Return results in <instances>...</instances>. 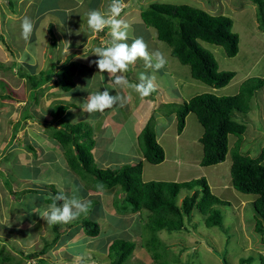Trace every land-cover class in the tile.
I'll return each instance as SVG.
<instances>
[{
    "label": "crops",
    "instance_id": "0c3cea01",
    "mask_svg": "<svg viewBox=\"0 0 264 264\" xmlns=\"http://www.w3.org/2000/svg\"><path fill=\"white\" fill-rule=\"evenodd\" d=\"M134 1L123 0L124 9L127 6L129 9L118 17L132 26L134 18L139 15ZM111 3L112 0H94L89 5L86 0H0V6L6 7V10H0V13L4 14V18L0 20V28L5 32L0 34V40L2 36L8 44V39L14 38L17 40L14 49L18 52L9 58L2 56L4 59L0 58V69L7 67V62L11 65V77L21 81L14 91L25 99L17 100L19 102L14 100L16 98L8 99L12 104L10 107L9 103L3 106L4 102L0 106V264H111L108 252L110 244L115 240L113 231L118 233L121 231L128 237L135 236L134 224L139 225L143 216L148 219L150 215L143 213L146 210L138 213H119L117 206L120 204L117 203L116 196L123 197V194L116 188L113 197L107 195L109 190L86 189L85 184L69 169L62 148L51 137L52 130L59 128L57 124L59 119L61 121L64 118L75 119L76 123L89 121L95 141L91 153L98 169H115L124 164L141 162L144 182H178V173H181L178 167L182 160L178 155L180 148L183 146L190 150L189 144H198L202 135L189 130L192 118L199 123L194 114L189 113L186 116L184 129L178 134L176 114L163 111V105L183 104L192 98V95L183 97L181 85L180 88L177 87L175 73L151 72V76H155L156 90L148 97H142L139 93L132 95L131 91L134 92V88L114 85L107 73L103 75L99 72L95 64L99 57L93 52L97 47L110 45V29L93 32L84 19L86 13L95 8L107 15ZM35 4L41 5L40 11L32 10ZM8 10L12 13L10 14ZM7 16H11L14 20L12 22L17 23L12 28L19 30L22 19L25 17L31 19L34 27L29 41H24L21 34L13 31L15 34L9 33L3 27L7 23L5 21ZM50 31L56 38V45L51 39ZM153 33L157 39L156 31ZM150 42L153 43V39ZM2 48L0 45V51H3ZM8 50L13 52L10 47ZM66 63L77 64L73 77L74 87L67 92L61 89L57 78V72H60V67ZM15 64L28 75H20ZM138 64L135 62L130 68L136 70ZM52 65H55L54 69ZM48 66L53 72L51 78L38 80L37 76L40 73L48 72ZM123 75L130 84L141 83L140 77H136V72H126ZM12 82L16 84L14 80ZM33 82L38 83L35 85ZM166 82L167 84L169 82L177 93L170 95L166 91L168 89ZM26 85L30 87L20 91V87ZM92 85L96 86L93 93L108 89L111 95L129 99L123 107L117 103L102 113L89 114L83 108ZM37 87L44 92L40 91L37 107L27 109L30 103L28 97L37 91ZM54 103H57L59 108L68 106L58 120L54 119L52 113L51 107ZM152 115L155 116L156 141L164 151V161L158 165L144 161L137 144L139 133ZM182 139L184 144L180 143ZM201 157L202 151L199 158L194 159L193 164L199 165ZM190 159L187 153L183 163H188ZM57 168H61L65 174L55 182L49 177ZM8 173L13 179H17L15 176L18 177L22 184L29 183L27 185L30 187L21 189L20 186L21 190L18 192L14 188L8 190ZM73 188L79 189L76 195L91 202L85 218L97 223L99 234L96 237L87 236L82 223L72 221L67 224H50L42 218L43 213L49 210L53 203V197L63 191L70 198L73 195ZM25 200H28L26 204L23 203ZM56 203L60 206L63 202ZM13 207L18 211L13 213ZM26 210L27 212H24ZM122 219L128 222V226L118 229V221Z\"/></svg>",
    "mask_w": 264,
    "mask_h": 264
},
{
    "label": "trees",
    "instance_id": "16d2710c",
    "mask_svg": "<svg viewBox=\"0 0 264 264\" xmlns=\"http://www.w3.org/2000/svg\"><path fill=\"white\" fill-rule=\"evenodd\" d=\"M255 5V19L258 30L264 34L263 0H252ZM141 19L147 27L156 31L157 39L170 47L171 56L182 65L188 66L192 79L214 89L224 88L234 77L232 71H218L217 63L211 53L202 49L198 41L219 46L228 58L238 53V35L232 32V20L224 15H211L200 9L187 5L154 3L143 9ZM51 39L56 38L50 31ZM52 44L54 47L55 45ZM77 64L66 63L60 67L61 89L65 92L74 87L73 77ZM41 73L42 78L49 79L53 72ZM47 73V72H46ZM45 77V78H43ZM37 85L38 82H33ZM264 89V77H250L244 80L238 93L232 96H216L211 93L196 95L183 104H167L162 108H172L177 116V133L184 129L185 118L189 113L196 116L203 128L199 139L202 146V157L199 165L211 167L225 161L229 151V137L238 140L231 151L230 180L233 189L244 195H253L252 207L257 215L254 231L264 235V150L258 158L241 155L240 139L245 126L236 121V114L247 115L257 91ZM154 92V91H153ZM152 92V93H153ZM151 93V94H152ZM68 107V106H66ZM66 107L52 109L54 119L58 120ZM169 112V113H171ZM51 132V137L62 148L64 159L69 169L85 184L86 189L93 191L113 190L123 194L118 211L138 213L149 212L146 228L150 233L148 249L156 260L162 255L157 251L165 246L158 240L157 233H181L187 231L186 222L191 219L193 209H197L203 218L205 228H223V217L217 206H230L220 200L208 186L205 178L191 179L182 182L142 180V163L124 164L115 169H98L93 161L92 149L95 141L91 129L76 123L62 126ZM155 116L152 115L137 137L138 148L144 161L158 165L164 161V151L157 143L154 133ZM181 190L190 191L177 204ZM81 214L74 222L82 223L87 236L99 234L97 223L87 220ZM227 233V232H226ZM56 241V240H55ZM135 249V244L125 240H114L109 246L108 257L111 264H123ZM8 260V258H7ZM253 257L242 258L239 264H250ZM159 264H168L160 261Z\"/></svg>",
    "mask_w": 264,
    "mask_h": 264
},
{
    "label": "rangeland",
    "instance_id": "374dc122",
    "mask_svg": "<svg viewBox=\"0 0 264 264\" xmlns=\"http://www.w3.org/2000/svg\"><path fill=\"white\" fill-rule=\"evenodd\" d=\"M93 1L94 0H86V3L89 5L90 2L92 3ZM154 3H164L178 6L187 5L205 11L211 15H224L232 20V32L237 34L239 39L238 53L235 57L228 58L225 55L223 49L219 46L210 45L200 40L198 41V44L202 49L213 55L218 66V71L234 72L235 75L228 85L221 89H214L192 79L190 76L189 67L182 65L177 59L171 56L170 47L166 43L154 38L153 32L155 30L152 27L143 25V21H141L142 19L140 18L142 10ZM134 4L138 8L139 15L134 18V26L131 25L128 34L130 41L127 40L126 42L130 45L132 43L131 40L137 37H142L145 43L148 45V50L150 52L160 51L163 53L167 61L166 65L163 67L164 69L161 68L158 71H154L151 68H147L145 66V62L142 59H138L136 61L139 63L137 69L134 70L130 68L128 71L136 72V77H140L141 74L151 76V72H173L175 73V77L178 80L177 87L180 88L179 86L181 85L183 97H191V95L194 97L202 93H211L216 96H232L238 93L241 83L247 78L264 77V34L258 30V25L255 19V5L253 4L252 0H135ZM41 8V5L38 6V4H35L32 10L40 11ZM128 9V6L125 7L123 10L124 12L122 11L123 14L126 13ZM0 10H6V7L0 6ZM94 10H98V8H95ZM8 12L10 14L12 13L10 10H8ZM15 15L18 17L17 12H15ZM3 18L4 14L0 13V20ZM87 19L88 13H86L84 19L86 24H88ZM12 20L13 18L11 16H7L5 18L7 23L3 25V27L11 34H21V30L12 28V26L17 24L12 22ZM22 21L23 19L21 22ZM0 30L1 35L2 33H5L3 31L4 29L0 28ZM12 31L15 33H12ZM150 38L153 39V43L150 42ZM16 42L17 40L14 38H9L7 44V42L3 40L1 36L0 45L3 47L1 49L3 51H0V58H2V56H7L9 58L12 57V55H16L18 53L17 51L15 52L14 49ZM8 47L12 48L13 52H9ZM56 62L58 64V61ZM6 66L7 67H2L0 69V106L4 102L3 106H7L9 103L8 107H10L12 104L9 100H13L14 98H16L14 99L15 101L25 99L19 97L18 94H21L14 91L21 81H18L16 78L13 79V76L11 77V65L8 62ZM15 67H18V65L15 64ZM51 67L54 69L55 65H52ZM18 71L22 76L28 75L25 70L21 69L20 67H18ZM47 71H50L49 66ZM42 73L48 74L49 72ZM57 73V78L60 82L62 72ZM105 74L106 72L103 73V75ZM37 77L38 80L42 78L41 73ZM164 79L166 81V78ZM12 80H14L16 84L12 82ZM165 85L168 87L166 91L170 95L177 93V90L171 86L169 82L168 84L166 82ZM29 87V85L22 86L20 87V91ZM95 89L96 86L92 85L91 88H89V94H94L92 91H95ZM36 90L37 91L35 93H32V95L28 97L30 103L27 106V109H30L31 107H37V101L40 99V91L42 90L38 87ZM131 92L134 96L135 93H138L136 91ZM4 97L6 101H4ZM56 107L59 106H57V103H54L51 108L55 109ZM163 111L165 113H169L172 111V108H164ZM22 117H24L23 113ZM87 117L86 119L90 118V116L89 118ZM191 121L192 126L189 130H191L193 133L197 131V134H202L203 128L199 125V123L196 122V119L192 118ZM236 121L238 123H242L245 126V132L240 139L239 153L241 155L249 156L250 158H258L261 152L264 150V89L256 92L252 100V104L250 105V112L247 113V115L236 114ZM76 122L77 120L75 119L64 118V120L61 122V125L69 126L75 124ZM80 123L85 125L84 129H90L89 121L86 120ZM237 140L238 139L234 136L229 137V151L226 159L223 163L214 167H201L200 165L193 164L194 159H198L202 151L201 144L199 142L198 144L193 145L190 143V150L185 149L183 146L180 148V153L178 155L182 160L180 161V165L178 167L181 169V173H178V182L205 178L208 186L211 189V192L220 200L230 203V206L222 205L216 207L222 214V226L227 233L218 227L209 229L205 228L202 216L197 209H193L190 221L186 222L187 231L170 234L160 232L156 234L158 240H160V242L165 246L163 249L157 250L159 254L162 255V261H165L168 264H239L240 259L253 257V261L250 264H264V235H259L254 231V224L257 215L253 210L252 201L255 199V196L241 194L235 191L231 185L229 174L231 166L230 155ZM180 143L184 144V139H182ZM187 153L190 155L191 159L188 163L184 164L183 161L186 158ZM262 164L264 166V159ZM186 165L188 167H185ZM18 173L23 172L18 171ZM52 173L54 177L50 175L49 178L54 179L55 182L59 180V177H63L65 174L61 168H57V170L53 171ZM48 175L49 174H45V176ZM7 177L9 178L7 183L8 190H12L14 188V190L18 192L23 187H30L27 185L29 183L24 182L22 184V182H20L16 176L14 178L17 179H13L10 173L7 174ZM190 193L191 192L188 190H181L178 194L177 204L180 203L183 197L190 195ZM107 195L113 197L114 189L109 190ZM122 198V196H116L117 203H121ZM27 202L28 200H25L23 203L26 204ZM13 208V213L18 211L16 210V207ZM24 212H27V210ZM119 213L124 212L119 211ZM143 213L147 215L149 214L146 211H143ZM140 221L141 223L139 225L135 223L133 226V230H135L134 233L136 234L135 236L128 237L124 236L121 231L119 233L113 231V238L115 240L123 239L131 241L135 244L133 253L126 261H124L123 264H159L161 260L154 259L152 257L153 252L148 249L147 246V242L151 237L149 231L145 227L148 219L143 216ZM118 224V229L119 227L121 228L128 226V222L124 219L118 221Z\"/></svg>",
    "mask_w": 264,
    "mask_h": 264
},
{
    "label": "clouds",
    "instance_id": "9594fccd",
    "mask_svg": "<svg viewBox=\"0 0 264 264\" xmlns=\"http://www.w3.org/2000/svg\"><path fill=\"white\" fill-rule=\"evenodd\" d=\"M124 9L123 0H112L109 5L108 14L105 15L98 10H92L88 13L87 23L93 32H102L109 28L111 37L110 45L94 49V54L99 57L95 64L100 73H107L113 80L114 85L127 86L135 89L142 97H148L156 90L155 76L140 75L139 84H129L123 73L130 70L138 59L145 62L147 68L158 71L163 68L167 61L160 51L150 52L148 45L142 37L134 38L129 45L126 41L129 39L128 32L131 28L126 21L118 19ZM33 22L25 17L21 23V37L24 41H29L33 32ZM104 77H102L103 79ZM71 98V97H70ZM127 99L120 95H111L108 89L98 91L89 95L83 110L89 114L95 112H104L105 109L112 108L119 103L121 107L127 103ZM167 105V104H166ZM79 189L73 188V195L69 198L61 191L53 197V203L49 210L43 213L44 219L50 224L70 223L77 219L81 214H87L91 207V202L80 198L76 193ZM56 202H63L57 206Z\"/></svg>",
    "mask_w": 264,
    "mask_h": 264
}]
</instances>
